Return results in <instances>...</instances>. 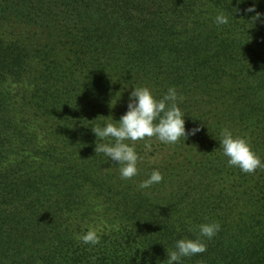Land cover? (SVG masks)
I'll use <instances>...</instances> for the list:
<instances>
[{"label": "trees", "instance_id": "1", "mask_svg": "<svg viewBox=\"0 0 264 264\" xmlns=\"http://www.w3.org/2000/svg\"><path fill=\"white\" fill-rule=\"evenodd\" d=\"M140 86L175 87L200 130L137 142L124 180L91 128ZM225 127L264 161V0H0V264H167L202 223L220 231L182 264H264V170L227 165ZM89 228L96 246L77 239Z\"/></svg>", "mask_w": 264, "mask_h": 264}, {"label": "clouds", "instance_id": "2", "mask_svg": "<svg viewBox=\"0 0 264 264\" xmlns=\"http://www.w3.org/2000/svg\"><path fill=\"white\" fill-rule=\"evenodd\" d=\"M243 2L244 0H237L238 5ZM244 11L252 13L256 12V9L253 6ZM239 12V7L233 9V12L222 11L215 16L214 23L217 26H228L234 18L233 13ZM261 15L256 12L252 19L260 20ZM182 100L183 97L178 95L175 87H169L160 98H157L147 86L133 87L129 95L127 111L119 121L108 117L104 118L106 122L102 127L97 125L91 128L101 141L96 143L95 153H102L109 160L116 162L121 179L131 180L136 177L139 175L138 165L143 160L136 151L137 142L143 141L145 148L150 150L153 139L165 145H172L178 143L181 138L185 141L187 135H195L200 130L197 128L186 133V114L179 107ZM220 136V150L227 158L229 167L239 168L245 174H254L257 169L264 170V161L252 150L246 138L234 136L226 127L221 129ZM163 179V174L158 169H154L148 178L139 184V188H150L163 182ZM197 228L199 234L195 239L181 238L175 242L174 250L167 254V264H182L183 258L205 253L207 246L204 239L214 238L220 231V224L202 223ZM77 239L91 246L100 243V236L94 228L77 235ZM145 264L149 262L146 261Z\"/></svg>", "mask_w": 264, "mask_h": 264}]
</instances>
